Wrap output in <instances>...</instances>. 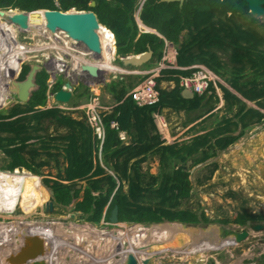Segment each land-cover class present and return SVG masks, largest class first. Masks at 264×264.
<instances>
[{"label": "trees", "instance_id": "1", "mask_svg": "<svg viewBox=\"0 0 264 264\" xmlns=\"http://www.w3.org/2000/svg\"><path fill=\"white\" fill-rule=\"evenodd\" d=\"M91 1L0 0V8L27 11H67L72 8L93 10L100 21L94 30L100 37L103 54L107 50L115 53L117 48V53L126 57L147 51L150 45L154 51L153 57L143 65V69H148L153 61L162 59L166 42L169 41L178 45L176 57L179 67L161 69L156 79L160 100L154 105L140 106L136 103L128 93L133 88V83L129 85L121 79L111 84L110 91L117 104L110 112L104 113L106 132L101 153L99 140L86 120L76 119L65 109L58 107H40L47 103L49 88L55 93L64 85L58 79L50 87L47 81L49 75L42 69L37 73L39 87L33 92L29 102L25 105L15 104L7 115H0V151L5 155L3 168L13 172L24 167L40 176L42 172L38 168L49 162L48 159H41L34 166L32 160H35L37 151L28 148L31 139L40 140L43 142L42 148L49 150L51 142L61 140L65 144L62 148L68 164L63 173L58 171L56 178H43L45 184L51 187L54 201L58 205L66 207L74 203V210L82 212L86 221L95 223L102 220L103 212L109 204L106 219H109L113 207L118 205L120 220L144 223L178 220L197 224L202 217L195 211L177 208L182 200L191 195L192 182L185 162L199 151L202 154L196 159V163L207 160L218 150L233 144L244 134L246 128L264 118V31L251 24L244 26V20H239L248 16L252 22L257 20L250 13L245 0H184L182 4L178 0H145L141 7L142 0H95V6L90 5ZM12 13L9 10L4 15L0 13V19ZM35 20L37 18L31 22ZM38 21L40 23H32L31 28L44 31L55 41L54 34L50 35L48 32L50 30L46 13ZM261 22L264 28V21ZM185 29L189 30V35L180 42L181 32ZM59 34L65 42H70V38H67L72 36L70 33L60 31ZM6 41L0 36V83L4 77L1 69L7 67L5 54L10 47L14 53L12 57L16 53H22L24 57V53L34 49L29 44L22 43L19 46L21 42ZM71 42L72 47L67 46V43L61 47H50L60 50L59 56L64 61L65 54H68L73 57L74 64L77 61L81 66L92 64V59L87 58L89 53L77 51L73 44L77 45L78 42ZM54 43L58 44V41ZM219 52L227 53L230 57V69H226ZM9 58V67L18 65L25 59L21 58L14 63L11 56ZM107 61L102 63L100 69L113 71L109 65L112 60ZM118 61L122 62L119 58ZM93 62L95 64L92 65H97L100 61ZM193 64H204L226 79L232 89L219 83L225 106L230 112L234 111V106L237 109L233 116H224L211 130L197 134L189 142L165 144L154 113H160L165 107L194 110L203 106V111L211 115L215 106L209 104V100L213 97L219 99L213 84L208 91L203 94L195 93L192 98L182 95L184 85L181 83V76L192 74L195 69L187 67ZM29 69V64L21 63L10 69L7 76L21 80ZM80 72L87 76L84 69L78 70ZM163 81L174 82L175 85L170 89L162 87ZM0 98L5 100L1 95ZM246 101L254 102L258 109L249 106ZM197 117H201V114ZM113 121L118 123V128L111 126ZM54 125L57 128H68L63 134L51 136L49 128ZM121 131L127 136L131 135L130 141L120 138ZM53 147L57 149L59 145ZM56 154L60 155L61 152H53L54 157ZM150 154H157L160 158L161 171L158 174L142 171V163ZM108 158L113 161L111 173L106 172L107 169L102 164ZM79 181H85V186H78ZM126 184L127 192L124 189ZM77 198L80 200L75 201ZM201 216L205 222H216L204 213ZM253 217V214L245 210L234 222L245 225ZM218 221L227 224L230 219L222 218Z\"/></svg>", "mask_w": 264, "mask_h": 264}, {"label": "rangeland", "instance_id": "2", "mask_svg": "<svg viewBox=\"0 0 264 264\" xmlns=\"http://www.w3.org/2000/svg\"><path fill=\"white\" fill-rule=\"evenodd\" d=\"M11 15L15 16L18 15V13L13 12ZM256 19V21L252 22L249 16L246 18H239L240 21L244 20L242 21L244 26L251 24L257 29L264 31V28L261 26V21H264V17ZM0 20V36L7 39V43H9L10 40L12 42L17 41L21 42L19 46L25 43L34 48L30 52L24 53V57L21 55L22 53H16L15 56L12 57L14 53L9 45L10 50L5 54L7 67L1 69L4 75L22 62L39 61L43 69L46 70L49 75L47 81L50 87L58 79L62 80L64 82L63 84L69 81L76 87L75 95L71 101L67 104H60L66 107L65 110L72 115V117L84 119L86 123L89 122L87 121V114L85 115L84 110L76 108L82 106L91 98L95 99L99 96L101 92L99 89H108L113 82L121 79H124L125 83L129 85L133 83V88H135L148 77V75L144 74L147 73L148 69L142 70V67V69L125 68L123 65H120L122 62L118 61L116 54L114 55L112 51L107 50V58L112 60L113 65L119 66L120 68L123 67V70L106 72L101 69L99 75H103V77L100 78L99 76L95 81H91L88 76L81 74V72L78 73L77 71L82 67L85 68L84 65H78V61L74 64L73 57L68 54H65V56L63 55L65 57L64 61V59L59 56L60 50L50 47L52 45L61 47V45L67 43L62 35L58 34L61 37H56V35H54V41L52 40L53 38L49 37L44 31L32 29V23H40L38 20H35V22L27 20L29 27L26 28L22 27L20 22L12 23L7 17L1 18ZM48 32L50 35L54 34L50 31ZM188 35V29L181 32L180 42H182L183 38H187ZM68 37L70 36H67V38ZM68 40H70V42L67 43L69 47H72L71 41H78L76 38H70ZM56 41H58V44L54 43ZM75 44L73 45L77 51L87 52L84 43H81V45ZM176 47H178V45H176ZM164 51L166 52L165 49ZM168 52L167 55H173L175 49H169ZM101 54H105V52L103 54V48ZM219 54L222 59L221 61L225 63L226 69H230V57H228L227 53L219 52ZM10 56L14 63L21 58L25 59L21 60L22 62L20 61L21 63H18V65L9 68ZM87 58L92 59V64H95L93 61L104 60L103 58H99L96 53H89ZM60 59H63V61H60ZM55 60L57 63H55ZM162 65L166 67V65L158 62L155 63L154 67L159 68ZM54 67L56 68L54 69ZM129 74L132 75L129 76ZM213 77L215 80V82H213L215 93L219 96V99L213 97L209 100V104L215 106L211 115H209L210 113L207 111H203V106H199L194 110H176L165 107L160 115L156 117V124L161 125L159 131L165 140V144L189 142L197 134H202L211 130L224 118V116L234 115L237 106H234V111L230 112L225 104L222 106L220 105L223 100V90L218 84L222 83L226 86H229V84L226 82L225 78L218 77L214 73ZM100 80H102V82ZM6 82L7 78L0 83V95L3 97L7 84ZM101 84H103V86H101ZM174 85V82L161 83L162 87H167L169 89L174 87ZM98 86V90H95ZM48 92H51L50 88ZM55 93H53L54 96ZM81 93H83L82 96L80 95ZM102 93H100L99 98L102 104L105 105V103H109V99L105 96L107 93L106 91L103 96ZM54 96L52 97L53 99ZM53 101L54 102H51L52 106L59 103L55 99ZM246 102L249 106L258 109V106L254 102ZM4 105L5 100L3 99L2 101V98H0V107ZM46 106L47 104L42 106V108ZM262 112H264V110H262ZM198 114H201V117H197ZM67 128L68 127L57 128V126L54 125L49 128V133H53L54 135L63 134L67 131ZM45 137L47 136L45 135ZM42 145L43 142L40 140L31 139L28 146L30 150L35 149L37 151L35 160L33 161L31 159L35 167L36 161L48 159L49 164L38 168L42 172L40 176L35 175L24 167L17 168L13 172L3 168L5 155L4 152L0 151V231L13 229L26 233L37 232L44 234L47 237V242L53 241V245L55 246L53 249H50L48 246L46 248V251L48 250V264H75L76 259L78 261L81 259L78 264H109L112 259L106 255L114 254V247L117 243H114V238L112 237L118 236H116L114 232L105 235L101 232L99 233L98 239H111L109 242L105 240L97 242V235L94 231L90 230V228L103 229V227H106L107 229L104 228V230H114L117 229L115 227H119L117 222H111L109 219L110 223H104V215L102 220L98 223L86 221L82 212L74 210V203L64 207L53 201V210L49 211L47 209V202L54 200V198L52 197L51 187L45 184L43 178H56L59 170L63 173L64 167L66 166L64 162H66V160H64V150L62 147L65 144L61 140L53 141L51 142V150L42 148ZM53 145H59V147L56 149ZM48 152H51V154ZM53 152H61V154H56V157H54ZM201 154V151H199L185 162V167L189 170L190 180L192 182L191 195L189 198L182 200V203L177 208L191 209L195 211L200 218L202 217V219L204 218L201 215L204 213L216 222H205V220L201 219L197 224L189 223L188 226L194 228L196 231L205 232L203 239L196 240V236L191 233L195 231L190 229L189 234L193 236L192 239H182L177 242L168 243L165 245L166 247L158 246L152 251V257L149 255L146 256L145 259H141L142 264H264V230L255 231L249 228L250 235L241 242L212 243L206 235L207 228L211 225H223L226 230H241L245 228L246 225L242 226L234 222V219L245 210L249 213H255L253 214V220H255L256 217L257 219L264 218V118L261 119L260 122L253 123L249 128H246L244 134L226 149L218 150L207 160L196 163V159L200 157ZM57 160H59L58 164H60V166L57 164ZM112 162L111 158L103 160V166L107 169L106 172L108 173L113 172ZM142 171L158 174L161 171L159 156L157 154H150L147 160L142 163ZM83 184L85 186V181L78 182V186ZM124 189L126 192L128 191V184L125 185ZM96 193L98 194V192ZM78 200L80 199H75V201ZM108 205L105 208L106 213ZM222 218H228L230 221L227 224H223L218 221ZM161 223L168 224L166 221ZM84 224H90L94 227L88 226L89 229L74 228L81 227ZM247 225L249 226V224ZM84 230L86 231L84 232ZM117 234L119 235L118 231ZM185 241L186 245L183 247ZM97 244H100V247L97 246ZM86 247L89 249V254L84 256V253L87 252ZM4 253L5 246L0 240V264H11ZM77 253L80 254L77 255ZM198 254L201 255L199 257L200 259L196 260L195 256ZM84 258H86V260Z\"/></svg>", "mask_w": 264, "mask_h": 264}, {"label": "water", "instance_id": "3", "mask_svg": "<svg viewBox=\"0 0 264 264\" xmlns=\"http://www.w3.org/2000/svg\"><path fill=\"white\" fill-rule=\"evenodd\" d=\"M145 0L142 1L140 7ZM174 1V0H168ZM182 4L184 0H178ZM252 16L256 18L264 17V0H245ZM91 6L96 5V1L90 2ZM44 11L47 16V24L50 32L54 33L56 37L60 31H67L72 36L68 38L78 39V44L84 43L88 53H93L97 56H102V46L99 35L95 32L94 28L100 24L98 16L93 10H77L72 8L67 11L53 10V9H38L35 11L27 10H14L9 9L10 12H18L17 18L7 16L12 23L20 22L22 27H29L25 18L31 12ZM8 10L0 8V13L4 15ZM107 27V26H106ZM59 32V33H58ZM153 49L148 45V50L140 54L121 57V61L126 66L142 67L153 57ZM23 63V62H22ZM29 64L30 69L24 79L18 80L10 76L7 78L6 89L4 93L5 105L0 107V115H7L10 108L15 104L25 105L29 102L33 92L38 89L37 73L43 67L39 61L25 62ZM91 75L97 76L100 74L101 69L98 66L88 64L84 65ZM103 77V75H102ZM182 95L185 98H192L195 93L188 88L182 90ZM73 96V84L69 81L65 82L64 86L55 93V99L61 103H69ZM47 209L52 211L54 208L53 200L47 202ZM110 221H119V206L115 205L110 213ZM167 224V223H166ZM154 232L152 244L156 247L165 246L170 242V238L179 233L182 234L180 238L184 237L185 240L192 239L193 236L189 234V230L196 236V240L203 239L205 232L196 231L194 228L189 227L186 223L179 221L168 222L165 227L150 226ZM183 227V229H182ZM255 231L264 230V222H258L251 226ZM206 235L212 243H226V242H241L250 235L249 228L225 230L223 225H211L207 228ZM1 243L5 246L4 255L11 264H48L47 263V246L53 249L55 246L52 242L47 243V237L42 233L34 232H21L15 230L0 231ZM186 245V241L183 247ZM123 246V241L119 243V248ZM166 247V246H165ZM17 249V250H16ZM119 264H138L135 257L131 254L124 257Z\"/></svg>", "mask_w": 264, "mask_h": 264}, {"label": "built area", "instance_id": "4", "mask_svg": "<svg viewBox=\"0 0 264 264\" xmlns=\"http://www.w3.org/2000/svg\"><path fill=\"white\" fill-rule=\"evenodd\" d=\"M187 68H194L192 74L181 76V83L184 85V88L191 89L194 93L203 94L206 91L209 90L211 84L215 82L213 77V72L204 64H193ZM148 75V77L142 82L140 85H138L135 88H132L129 94L132 96V98L137 102L138 105H154L159 102L160 100V91L157 89V77L159 76V73L154 74V72L150 71L149 73H144ZM54 94L52 92H48V99H47V106L46 107H60L63 108V106L60 103H56L55 106L51 105V102H54V99L52 98ZM56 100V99H55ZM57 101V100H56ZM58 102V101H57ZM71 108V107H70ZM72 109V108H71ZM76 109H82L85 112V115L87 114V121H89V125L94 129V134L96 135L97 139L99 140V150L100 153L102 151L103 142L105 139V126H104V113L106 110V107L101 103V100L99 96H97L95 99L91 98L88 102L83 104L82 106H78ZM111 126L114 128H118V123L116 121H113L111 123ZM120 138L123 141H126L127 135L124 131H121L119 133ZM104 223H110L109 219H106V209L103 213ZM127 224H131L134 227H126ZM119 227H115L119 231L118 237H114V243H117L114 247L113 255H106L107 257H113L115 259V253H124L129 250L134 249H142L144 252L149 254V251L146 249V245L148 244L147 237H142L140 235V232L145 229H151L152 233L153 230L151 227L142 226V225H135L133 223L128 222H121L119 221L117 223ZM141 226V227H138ZM144 227V228H143ZM89 229V227H87ZM107 229L106 227H103V229H99L102 232H113L114 230H104ZM98 229V228H97ZM86 230H84L85 232ZM80 236V234H79ZM82 236V234H81ZM153 237V236H152ZM123 241V246L119 248V243ZM93 246V245H92ZM97 246L100 247V244H97ZM84 247V246H83ZM89 247V246H88ZM98 247V248H99ZM90 248V247H89ZM83 251V250H82ZM86 253L85 255L89 254V249L86 247ZM80 253H77L79 255ZM76 255V256H77ZM75 256V257H76ZM74 260V259H73ZM72 260V262H73ZM79 261L76 260L75 264H78ZM112 263V262H111ZM114 264V263H112Z\"/></svg>", "mask_w": 264, "mask_h": 264}, {"label": "crops", "instance_id": "5", "mask_svg": "<svg viewBox=\"0 0 264 264\" xmlns=\"http://www.w3.org/2000/svg\"><path fill=\"white\" fill-rule=\"evenodd\" d=\"M115 44H116V39H115ZM173 48V50L175 49V53L172 55V54H170V55H167V52L169 51V49H172ZM165 50H166V52H165V54H164V56L162 57V59L160 60V61H153L152 62V65H151V67L150 68H148V70H147V72L149 73L150 71H152V72H154V74H157V73H161V69H163V68H166V67H172V68H178L179 66L177 65V57H176V55H177V47H176V44L175 43H173V42H169V41H167L166 42V46H165ZM169 53V52H168ZM116 54V56L119 58V59H121V55H119L118 53H117V48H116V50H115V53H114V55ZM130 55H135V54H130ZM130 55H128V56H130ZM127 57V56H126ZM151 60V59H150ZM149 60V61H150ZM148 61V62H149ZM156 62H158V63H162V64H164V65H166V67L165 66H160L159 68H156V67H154L155 66V63ZM120 65H123V67H125V68H134V69H138V68H141V67H135V66H126V65H124L123 64V62H122V64H120ZM154 67V68H153ZM142 68H143V66H142ZM141 68V69H142ZM142 70H146V69H142ZM211 70V69H210ZM125 71V70H124ZM212 71V70H211ZM216 76H218L214 71H212ZM85 73H86V75L88 76V78H90L91 79V81H95L100 75H97V76H94V75H91L90 74V72L89 71H87V70H85ZM84 75V74H83ZM130 75H132V74H129V76ZM102 77V75L100 76V78ZM218 77H220V76H218ZM101 82H102V80H100ZM111 81V80H110ZM163 82H165V81H163ZM224 85V84H223ZM101 86H103V84H101ZM132 86H134V84L132 85ZM218 86H219V84H218ZM226 86V85H225ZM110 87H111V85L108 87V89H99V91L101 90V92L100 93H102V96H103V94H104V92L106 91L107 93H106V95L105 96H107V98L109 99V103H105V107H106V110H105V113L106 112H110L112 109H113V107L117 104L116 102H115V99H114V97H113V94L111 93V91H110ZM228 88H230V89H232L231 88V86L229 85V86H227ZM73 96H72V98L74 97V95H75V92H76V87H74L73 86ZM167 88V87H166ZM131 90H129V92H130ZM128 92V93H129ZM100 93H99V97H100ZM222 99H223V97H222ZM137 103V102H136ZM225 104V101H224V99L221 101V103H220V105L222 106V105H224ZM58 108H60V107H58ZM66 107H64L63 106V108H60V109H65ZM164 109V108H163ZM162 112V111H161ZM160 112V113H161ZM68 113V112H67ZM160 113H154V117H155V119H156V117L158 116V115H160ZM157 122V121H156ZM158 125V128H161V125H159V124H157ZM162 133H164V132H162ZM52 135H54L53 133H51V136ZM130 138H131V135H129V136H127V140L126 141H130ZM163 138V137H162ZM65 146V145H64ZM64 160H65V158H64ZM64 162V161H63ZM66 165L68 164V162L66 161V162H64ZM102 164H103V162H102ZM65 166V165H64ZM63 166V167H64ZM150 257H152V254H150Z\"/></svg>", "mask_w": 264, "mask_h": 264}, {"label": "bare ground", "instance_id": "6", "mask_svg": "<svg viewBox=\"0 0 264 264\" xmlns=\"http://www.w3.org/2000/svg\"><path fill=\"white\" fill-rule=\"evenodd\" d=\"M14 10H18V9H14ZM19 10H21V9H19ZM43 14H45V12L44 11H42V10H40V11H37V12H31L26 18H25V20H26V22H27V20H29V21H32V20H34L35 18H37V20H38V18H40V17H42L43 16ZM1 16V15H0ZM8 16H10V17H12V18H17V15H15V16H12V15H8ZM2 17V16H1ZM108 53V51H106L105 52V54H104V56L102 57L104 60H101L96 66H98L99 68H100V66L102 65V63H104V62H106L107 60H108V58H107V54ZM105 59H106V61H105ZM56 63V62H55ZM20 65V64H19ZM110 67L114 70V71H122L123 69V67L122 68H120L119 66H115V65H113V62L111 61L110 62ZM16 66V65H15ZM9 68H11V67H9ZM8 68V69H9ZM56 68V67H55ZM78 68H81V67H78ZM5 69V68H4ZM7 69V70H8ZM81 69H84L83 67L81 68ZM77 70V69H76ZM78 70H80V69H78ZM77 70V71H78ZM85 70V69H84ZM126 70V69H125ZM128 70V69H127ZM9 72V71H8ZM7 75V73L4 75V76H6ZM73 76V75H72ZM96 86V85H95ZM100 86V85H99ZM99 86L97 87V88H95V90H98V88H99ZM4 93H5V90H4ZM167 224H165V223H158V224H155V225H153L154 227H165ZM88 226H90V227H94V226H92V225H90V224H84V225H82L81 226V228H84V229H86ZM127 226H129V227H134L133 225H131V224H127ZM182 229H183V227H182ZM90 230H92V231H94L95 232V234L97 235V239H96V241L97 242H100V241H110V239L111 238H109V239H107V238H105L104 240L103 239H98V237H99V233L100 232H102V231H98V230H96V229H94V228H90ZM73 233V232H72ZM118 235V234H117ZM140 235H142V237H147V240H148V243L151 245V251H153V250H155V248H156V246H154V245H152V239H150V237H152L153 236V233H152V231H151V229H143L141 232H140ZM182 234L180 233V235H179V233H177V234H175V235H173L170 239V242L169 243H173V242H177V241H180V240H182V239H184V237H182V238H180V236H181ZM112 238H114V237H112ZM87 240H88V238H87ZM88 242V241H87ZM90 243V242H89ZM88 244V243H87ZM73 245H74V243H73ZM72 245V246H73ZM92 245V244H91ZM71 246V247H72ZM88 247V246H87ZM91 249V248H90ZM264 249V248H263ZM17 250V249H16ZM48 251V250H47ZM67 252V251H66ZM103 254V253H102ZM70 256V255H69ZM92 256H94V255H92ZM201 255H196L195 256V258H196V260H199ZM64 257H65V255H64ZM73 257H75V256H73ZM80 257V256H79ZM73 259V258H72ZM85 260H86V258H84ZM90 259V258H89ZM61 260V259H60ZM77 260V259H76ZM81 260V259H80ZM79 260V261H80ZM63 261V260H62ZM101 262V261H100ZM112 261L110 260V263H111ZM109 263V264H110ZM113 263V262H112ZM111 263V264H112Z\"/></svg>", "mask_w": 264, "mask_h": 264}, {"label": "clouds", "instance_id": "7", "mask_svg": "<svg viewBox=\"0 0 264 264\" xmlns=\"http://www.w3.org/2000/svg\"><path fill=\"white\" fill-rule=\"evenodd\" d=\"M18 9V8H17ZM24 63V62H23ZM74 92V91H73ZM47 94H48V92H47ZM48 99V98H47ZM59 102V101H58ZM59 103H61V102H59ZM102 103V102H101ZM47 104V103H46ZM62 104H67V103H62ZM41 108H42V106H41ZM44 108H52V107H44ZM127 140V139H126ZM29 171V170H28ZM119 221H121V222H131V223H133V224H135V225H142V226H147V227H150V226H152V225H155V224H157V223H148V222H146V223H144V222H136V221H126V220H120L119 219ZM118 221V222H119ZM175 221H178V220H175ZM117 222V223H118ZM166 222H174V221H166ZM179 222H181V221H179ZM181 223H185V222H181ZM187 224V223H186ZM188 225V224H187ZM138 227H141V226H138ZM8 230H13V229H8ZM240 230V229H239ZM3 231V230H2ZM15 231H17V230H15ZM228 231V230H227ZM21 232H24V231H21ZM153 237H154V232H153ZM153 237H150V239H152L153 240ZM152 245H154V244H152ZM146 249L149 251V254H147L146 252H144V250H142V249H134L135 251H133V250H129V251H127V252H124V253H122V254H120L119 252L118 253H115V261H114V264H119V262L124 258V257H126L127 255H129V254H131V255H133L134 257H135V259H136V261H137V263L139 264V260H140V258L141 259H145V257L146 256H149L151 253H152V251H151V245L148 243L147 245H146ZM142 254V255H141Z\"/></svg>", "mask_w": 264, "mask_h": 264}, {"label": "flooded vegetation", "instance_id": "8", "mask_svg": "<svg viewBox=\"0 0 264 264\" xmlns=\"http://www.w3.org/2000/svg\"><path fill=\"white\" fill-rule=\"evenodd\" d=\"M7 15V14H6ZM8 16V15H7ZM6 78H8V76L6 75V76H4L3 77V79H2V81H5V79ZM52 197H53V192H52ZM54 201V200H53ZM72 205V204H71ZM109 206V205H108ZM251 214H255V213H251ZM262 220V221H261ZM258 222H264V218H262V219H257V220H249L248 222H247V224H249V226L247 225V224H245V225H242V226H245V228H251V226L252 225H254L255 223H258ZM75 229H77V228H81V227H74ZM96 230H98V231H100L99 229H96ZM226 230V229H225ZM117 231L118 230H114L113 232H114V234L116 235V236H118L117 235ZM119 232V231H118ZM101 233V232H100ZM103 234L105 235V234H112V232H110V233H104L103 232ZM115 237V236H114ZM48 243V242H47ZM142 255V254H141ZM111 261L114 263V261H115V259L113 258V257H111ZM148 259V258H147ZM139 264H142V262H141V258H140V260H139Z\"/></svg>", "mask_w": 264, "mask_h": 264}]
</instances>
